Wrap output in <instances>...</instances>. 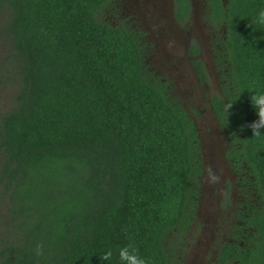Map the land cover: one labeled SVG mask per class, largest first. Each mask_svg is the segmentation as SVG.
I'll list each match as a JSON object with an SVG mask.
<instances>
[{"label":"trees","instance_id":"trees-1","mask_svg":"<svg viewBox=\"0 0 264 264\" xmlns=\"http://www.w3.org/2000/svg\"><path fill=\"white\" fill-rule=\"evenodd\" d=\"M116 1L0 0L17 82L0 113V264H124L127 246L146 264L185 263L205 175L195 109L153 69L145 31L105 18ZM174 1L188 23L192 1ZM261 8L205 0L221 89L211 106L238 196L210 264H264V135L248 127L251 97L264 92V28L251 23Z\"/></svg>","mask_w":264,"mask_h":264},{"label":"rangeland","instance_id":"rangeland-1","mask_svg":"<svg viewBox=\"0 0 264 264\" xmlns=\"http://www.w3.org/2000/svg\"><path fill=\"white\" fill-rule=\"evenodd\" d=\"M160 2L162 3L161 0H117L107 9L105 18L115 24L125 19L145 31L151 43L149 61L153 69L173 84L189 110L195 109L200 115L195 118L200 128L207 172L202 179L200 216L184 243V264H210L214 260L216 248L227 238L235 223L238 203L237 179L225 156L226 137L219 122L209 113L208 96L214 90L212 80L195 85L190 76V59L186 54L197 45L201 49L200 60L204 62L213 32L204 18V0H195L197 5L188 23L183 25L170 23L168 15L174 12V7H170L168 2L160 7ZM3 23L0 14V113L14 105L17 89L16 80L5 67V58L12 50L3 35ZM7 207L6 198L0 195V237L8 215Z\"/></svg>","mask_w":264,"mask_h":264},{"label":"flooded vegetation","instance_id":"flooded-vegetation-1","mask_svg":"<svg viewBox=\"0 0 264 264\" xmlns=\"http://www.w3.org/2000/svg\"><path fill=\"white\" fill-rule=\"evenodd\" d=\"M162 1H165V0H162ZM192 1V7L194 9V7H196V3H195V0H191ZM160 7H164V5L162 3H159ZM204 5H205V0H204ZM172 7H174V12L169 14L168 15V18L170 19V23L172 24H179L181 25L176 17H175V1L173 0V5ZM192 9V11H193ZM188 55V59H190L188 61L189 63V66L191 67V72H192V75H190L192 77V80L194 82L195 85H200L202 82L206 83V80H204L203 78H201V76L199 75V70L196 66V63H197V60H200L201 59V50L198 54H193L192 51H187L186 53ZM207 57L205 58L204 60V65L206 67V70L208 72V76H209V79L212 80V87H213V91L209 94L208 96V99H209V104H210V110H209V113L211 115H214V117L216 118L217 122H218V118L213 110V107L211 106V101H212V97L217 93V92H220V84H219V81H218V76H217V72L215 70V65H214V58H213V55H212V52H211V45L209 46V48L207 47ZM200 56V58H199ZM163 77V80L164 81H169L166 77H164L163 75H161ZM170 82V81H169ZM193 89V88H192ZM194 90V89H193ZM182 99V98H181ZM183 100V99H182ZM205 113V112H204ZM199 113L195 111H193L192 115L193 117L195 118L196 116H200L198 115ZM196 120V118H195ZM200 129V128H199ZM205 156V155H204ZM205 174L207 172V167L205 166ZM205 176V175H204Z\"/></svg>","mask_w":264,"mask_h":264},{"label":"clouds","instance_id":"clouds-1","mask_svg":"<svg viewBox=\"0 0 264 264\" xmlns=\"http://www.w3.org/2000/svg\"><path fill=\"white\" fill-rule=\"evenodd\" d=\"M251 23L257 27L264 28V8H261L255 17L252 19ZM251 105L256 111L258 119L253 121L248 127L253 131L254 136L264 135L261 133V129H264V92H257L251 97ZM131 246L121 248L119 250V258L124 264H146V262L135 255V249L129 251ZM111 253L106 254L103 258L108 259Z\"/></svg>","mask_w":264,"mask_h":264},{"label":"water","instance_id":"water-1","mask_svg":"<svg viewBox=\"0 0 264 264\" xmlns=\"http://www.w3.org/2000/svg\"><path fill=\"white\" fill-rule=\"evenodd\" d=\"M162 1V0H161ZM167 2H168V5H170V7H172V5H173V0H165V1H162V4L163 5H165V4H167ZM161 3V2H160ZM169 14H171V13H169Z\"/></svg>","mask_w":264,"mask_h":264}]
</instances>
